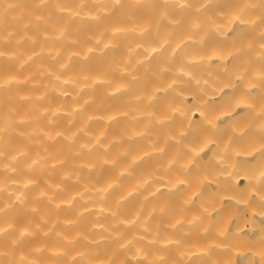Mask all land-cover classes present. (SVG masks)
<instances>
[{
  "label": "bare ground",
  "instance_id": "6f19581e",
  "mask_svg": "<svg viewBox=\"0 0 264 264\" xmlns=\"http://www.w3.org/2000/svg\"><path fill=\"white\" fill-rule=\"evenodd\" d=\"M264 0H0V264H264Z\"/></svg>",
  "mask_w": 264,
  "mask_h": 264
},
{
  "label": "clouds",
  "instance_id": "9594fccd",
  "mask_svg": "<svg viewBox=\"0 0 264 264\" xmlns=\"http://www.w3.org/2000/svg\"><path fill=\"white\" fill-rule=\"evenodd\" d=\"M260 175H261V177H264V172H262Z\"/></svg>",
  "mask_w": 264,
  "mask_h": 264
}]
</instances>
